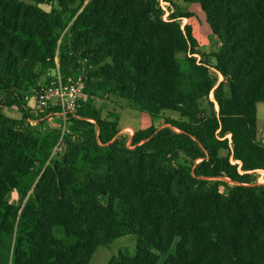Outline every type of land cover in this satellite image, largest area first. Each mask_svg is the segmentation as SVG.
Listing matches in <instances>:
<instances>
[{"label":"trees","instance_id":"obj_1","mask_svg":"<svg viewBox=\"0 0 264 264\" xmlns=\"http://www.w3.org/2000/svg\"><path fill=\"white\" fill-rule=\"evenodd\" d=\"M184 1L222 43L216 74L182 28L191 15L165 20L161 0H0V264H90L131 234L136 251L108 264H264V0ZM58 45L64 76L87 86L54 154L62 129L26 96ZM99 97L179 118L129 145Z\"/></svg>","mask_w":264,"mask_h":264},{"label":"rangeland","instance_id":"obj_2","mask_svg":"<svg viewBox=\"0 0 264 264\" xmlns=\"http://www.w3.org/2000/svg\"><path fill=\"white\" fill-rule=\"evenodd\" d=\"M165 20L171 18L172 13H189L191 15L190 19H180L182 28L184 29L188 23L192 24L193 32L195 37L199 41V49L202 51L203 55L195 54L199 61L206 62L210 67L211 71L216 74L214 69L217 63L216 58L213 53L216 51L222 43L217 35L213 33L205 12L202 10L200 4L198 3H188L184 0H163ZM46 9L50 10V6H45ZM220 81L223 77L220 75ZM214 95L211 94L210 98L213 100ZM96 104L100 107L105 116H109L115 113L120 116L121 132L119 136L125 138L130 145L131 138L133 134L140 130L147 128L151 125L156 127L165 126L166 118L178 119L179 114L174 111H165L161 115L150 116L148 113L141 112L137 109L132 108L128 102L118 98L111 97L103 99L101 97L97 98ZM258 128H259V138L264 142V102L258 103ZM218 109V107H217ZM4 111L7 115L20 119L22 114L16 108L5 107ZM42 124L46 127H59L61 125V120L58 114H50L46 119L42 121ZM231 139V135H229ZM259 183H264L263 171H258ZM11 201L18 204L20 199L16 193L11 194ZM137 236L135 234L127 235L116 240L113 244L108 246H101L97 249L96 253L93 255L90 264H108V262L116 255L121 252L134 253L136 251Z\"/></svg>","mask_w":264,"mask_h":264},{"label":"built area","instance_id":"obj_3","mask_svg":"<svg viewBox=\"0 0 264 264\" xmlns=\"http://www.w3.org/2000/svg\"><path fill=\"white\" fill-rule=\"evenodd\" d=\"M164 3L167 2L161 0L163 8ZM54 61L55 68L48 71L45 80L40 81L27 94L26 100L35 115L46 114V117L52 113L59 115L61 125L57 128L62 129V136L55 147V154L63 150L62 139L64 134L69 131V116L71 114L75 115L82 106V98L86 95L87 77L85 73H80L76 76H64L60 66L59 45L54 55ZM51 109H53V112ZM31 123L35 124L33 121Z\"/></svg>","mask_w":264,"mask_h":264},{"label":"crops","instance_id":"obj_4","mask_svg":"<svg viewBox=\"0 0 264 264\" xmlns=\"http://www.w3.org/2000/svg\"><path fill=\"white\" fill-rule=\"evenodd\" d=\"M187 19V18H186ZM258 122H259V119H258Z\"/></svg>","mask_w":264,"mask_h":264}]
</instances>
